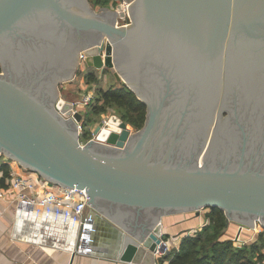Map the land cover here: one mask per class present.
<instances>
[{
    "label": "water",
    "instance_id": "water-1",
    "mask_svg": "<svg viewBox=\"0 0 264 264\" xmlns=\"http://www.w3.org/2000/svg\"><path fill=\"white\" fill-rule=\"evenodd\" d=\"M127 1L132 22L118 25L122 4L0 0V155L86 188L119 258L155 264L164 215L220 207L264 226V0ZM104 36L147 118L132 131L111 115L82 143L58 85L82 50L102 60Z\"/></svg>",
    "mask_w": 264,
    "mask_h": 264
},
{
    "label": "crops",
    "instance_id": "crops-1",
    "mask_svg": "<svg viewBox=\"0 0 264 264\" xmlns=\"http://www.w3.org/2000/svg\"><path fill=\"white\" fill-rule=\"evenodd\" d=\"M17 160L0 155V181L11 170L25 171ZM211 208L200 213L188 210L164 215L161 220L162 234L169 239V251L155 255L157 264H168L172 251L178 250L186 234H196L209 222ZM28 206L15 200L0 198V264H149L119 258L122 237L111 230L106 222L97 232L91 254L75 253L73 229H63L58 224L35 218ZM264 232L228 218L223 238H231L234 246L244 247L257 240ZM264 257V246L261 248Z\"/></svg>",
    "mask_w": 264,
    "mask_h": 264
},
{
    "label": "built area",
    "instance_id": "built-area-1",
    "mask_svg": "<svg viewBox=\"0 0 264 264\" xmlns=\"http://www.w3.org/2000/svg\"><path fill=\"white\" fill-rule=\"evenodd\" d=\"M84 56L83 51L81 57ZM91 97H86L85 102L88 103ZM78 128L81 135L82 122H78ZM89 197L86 188L57 184L29 168L25 171L11 170L4 176V182L0 181V198L12 199L19 205L28 206L30 213L39 220L58 224L63 229H73L75 253L91 254L94 250L98 226L93 208L87 201ZM260 225L257 227L256 223L253 227L263 230L264 226ZM164 241L166 252L170 249L169 239ZM164 252L157 250L155 253ZM256 264H264V257L256 259Z\"/></svg>",
    "mask_w": 264,
    "mask_h": 264
},
{
    "label": "trees",
    "instance_id": "trees-1",
    "mask_svg": "<svg viewBox=\"0 0 264 264\" xmlns=\"http://www.w3.org/2000/svg\"><path fill=\"white\" fill-rule=\"evenodd\" d=\"M1 71V65H0ZM104 102L120 108L125 120L141 128L147 118V104L126 85L101 90ZM101 97V98H102ZM209 222L196 234H186L178 250L172 251L171 264H256L263 258L264 232L244 247L234 246L231 238H223L228 217L223 209L214 207Z\"/></svg>",
    "mask_w": 264,
    "mask_h": 264
},
{
    "label": "rangeland",
    "instance_id": "rangeland-1",
    "mask_svg": "<svg viewBox=\"0 0 264 264\" xmlns=\"http://www.w3.org/2000/svg\"><path fill=\"white\" fill-rule=\"evenodd\" d=\"M90 3L95 10H100V7L105 5L109 8L117 10L118 12V4H122L124 5V11L128 14L123 17L118 16V25L132 22V17L129 13V4L131 2H128L127 0H90ZM107 40L108 38L104 36L101 44L104 47L101 48L102 60L100 62L93 61L89 63L86 55L83 58L81 57L73 77L70 80L62 81L58 85L59 95L57 99L62 98L67 102L73 103V110L79 111L81 114L82 119L79 122H82L83 132L80 135V139L83 143L87 142L91 138H94V130L96 126L102 121H107L111 115L121 117L128 123V125H130L132 131L140 129L138 126L123 118L122 112H120V108L118 106L112 103L104 102V98L102 97L101 90L116 88L123 85L128 86L127 82L115 66V63H109L107 61ZM82 52L83 50L81 53ZM0 65V72H4L1 62ZM90 95L92 97L89 102L86 103L85 98ZM226 113L227 111L224 112L223 115ZM240 224L244 225V223L241 222ZM260 224L261 223L258 221L257 227H259Z\"/></svg>",
    "mask_w": 264,
    "mask_h": 264
},
{
    "label": "flooded vegetation",
    "instance_id": "flooded-vegetation-1",
    "mask_svg": "<svg viewBox=\"0 0 264 264\" xmlns=\"http://www.w3.org/2000/svg\"><path fill=\"white\" fill-rule=\"evenodd\" d=\"M124 25H127V24H124Z\"/></svg>",
    "mask_w": 264,
    "mask_h": 264
}]
</instances>
